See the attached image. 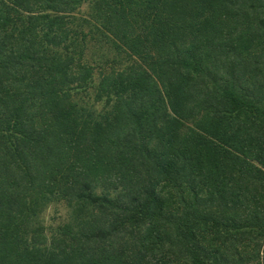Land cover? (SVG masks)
<instances>
[{
    "label": "trees",
    "instance_id": "16d2710c",
    "mask_svg": "<svg viewBox=\"0 0 264 264\" xmlns=\"http://www.w3.org/2000/svg\"><path fill=\"white\" fill-rule=\"evenodd\" d=\"M263 251L264 0H0V264Z\"/></svg>",
    "mask_w": 264,
    "mask_h": 264
},
{
    "label": "rangeland",
    "instance_id": "374dc122",
    "mask_svg": "<svg viewBox=\"0 0 264 264\" xmlns=\"http://www.w3.org/2000/svg\"><path fill=\"white\" fill-rule=\"evenodd\" d=\"M83 8H86V4L83 5ZM65 214L66 211L62 205H50L40 214V220L48 231L50 227L58 224L64 218Z\"/></svg>",
    "mask_w": 264,
    "mask_h": 264
}]
</instances>
